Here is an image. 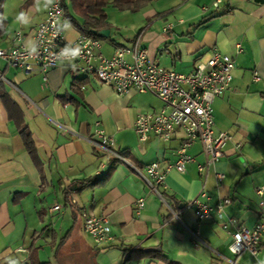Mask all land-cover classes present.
<instances>
[{
  "label": "crops",
  "instance_id": "crops-1",
  "mask_svg": "<svg viewBox=\"0 0 264 264\" xmlns=\"http://www.w3.org/2000/svg\"><path fill=\"white\" fill-rule=\"evenodd\" d=\"M29 1L0 0V49L9 48L16 33L30 45L44 22L49 0ZM214 1L171 0L155 18L143 12L125 27L115 19L127 20L128 13L106 12L109 36L100 40L105 56L138 42L151 62L176 74L189 75L214 51L235 65L229 89L213 105L215 135L227 133L233 141L213 165L206 164L200 143L193 144L195 161L185 173L170 171L165 201L135 172L177 162L181 132L168 143L151 137L141 144L134 131L139 116L161 111L157 97L135 91L119 97L96 77L73 75L63 66L49 72L45 85L41 75L26 77L0 62L15 87L0 83V264H264V233L255 258L229 250L235 227L253 229L261 216L255 190L264 186V0H223L218 10ZM70 26L68 50L79 35ZM98 123L127 163L107 162L90 143ZM84 184L89 186L82 190ZM226 199L225 215L234 221L227 231L214 221L198 226L188 208L197 200L214 207ZM139 200L144 206L138 215ZM54 204L62 206L58 216L49 211ZM83 215L107 218L112 241L97 247L84 231ZM197 230L204 245H195L190 231Z\"/></svg>",
  "mask_w": 264,
  "mask_h": 264
},
{
  "label": "built area",
  "instance_id": "built-area-1",
  "mask_svg": "<svg viewBox=\"0 0 264 264\" xmlns=\"http://www.w3.org/2000/svg\"><path fill=\"white\" fill-rule=\"evenodd\" d=\"M222 3L223 0H215L212 8L218 10ZM204 11L208 12V9ZM67 21L62 0H49L46 18L36 30L30 45L26 43L22 33H16L11 46L0 49V62L5 69L14 68L26 77L41 75L45 85L48 83L49 72L63 66L73 75L96 77L101 84L112 87L119 97L127 96L131 91L157 97L162 103L161 111L139 116L134 123V131L141 144L151 137L161 143H168L176 132H181L183 140L177 152V162L171 168L156 163L146 167L143 173L138 170L135 172L148 186L150 193L161 201H165L162 190H167L165 182L170 171L185 173L187 167L194 163V158L189 155L193 144L200 143L207 165L216 164L223 158V150L233 141V137L227 133L215 135L213 105L227 92L233 81L235 65L231 57L214 51L206 63L196 61L194 70L189 75L176 74L151 62L146 52L139 48L138 42L132 48H120L114 55L105 56L101 53L100 40L78 35L68 50L65 45ZM77 48L80 53L74 56L73 52ZM237 51L239 54L242 52L240 45L237 46ZM254 80H260L257 74L254 75ZM0 83L15 88L1 72ZM95 128L94 139L90 143L105 156L107 162L117 160L127 163L117 151L114 140L105 134L101 125L98 123ZM106 168L107 164L102 170ZM200 170L203 168L200 167ZM223 180L222 174L217 175L218 184ZM255 193L261 200V216L253 229L235 227L229 248L235 256L248 254L255 258L261 249L264 233V186L256 188ZM201 198L206 199L207 196L203 193ZM143 204L144 200L137 202L138 215ZM230 204L231 200L226 199L210 207L197 200L189 203L188 208L194 210L198 226L214 221L222 230L227 231L234 225V221L225 215V208ZM49 211L58 216L62 206L54 204ZM83 219L84 231L97 247L112 241L107 218L83 215ZM190 233L195 245H204L198 230Z\"/></svg>",
  "mask_w": 264,
  "mask_h": 264
},
{
  "label": "trees",
  "instance_id": "trees-1",
  "mask_svg": "<svg viewBox=\"0 0 264 264\" xmlns=\"http://www.w3.org/2000/svg\"><path fill=\"white\" fill-rule=\"evenodd\" d=\"M34 1V0H30ZM29 1V2H30ZM159 0H62V8L70 25H73L79 35L101 40V37L93 35L108 31L107 9L113 8L120 13L137 14L148 5ZM5 33V22L0 20V39ZM29 151H33V141L29 135L24 136ZM89 184H84L83 189Z\"/></svg>",
  "mask_w": 264,
  "mask_h": 264
},
{
  "label": "rangeland",
  "instance_id": "rangeland-1",
  "mask_svg": "<svg viewBox=\"0 0 264 264\" xmlns=\"http://www.w3.org/2000/svg\"><path fill=\"white\" fill-rule=\"evenodd\" d=\"M171 0H160L158 2L152 3L150 5L147 6V10H145V8L143 10H141L139 13L137 14H125V17H127L128 19H115V22H117V24H119L120 26H129V19H133L131 17H135L134 19H138L139 17H141V15L143 14V12H148L151 14V16H156L157 14H159L160 12H164L168 9V5L170 3ZM107 13L110 15V17L112 15H120L119 12H117L116 10H114L113 8H108L107 9ZM155 18V17H154ZM74 29L72 26L67 25V38L68 41H71L74 37Z\"/></svg>",
  "mask_w": 264,
  "mask_h": 264
},
{
  "label": "water",
  "instance_id": "water-1",
  "mask_svg": "<svg viewBox=\"0 0 264 264\" xmlns=\"http://www.w3.org/2000/svg\"><path fill=\"white\" fill-rule=\"evenodd\" d=\"M92 34L97 35V36L101 37L102 39H107L109 36V31H102L100 33L93 32Z\"/></svg>",
  "mask_w": 264,
  "mask_h": 264
},
{
  "label": "clouds",
  "instance_id": "clouds-1",
  "mask_svg": "<svg viewBox=\"0 0 264 264\" xmlns=\"http://www.w3.org/2000/svg\"><path fill=\"white\" fill-rule=\"evenodd\" d=\"M67 23H68V25L70 26V24H69V22L67 21ZM79 53H80V49L79 48H77L74 52H73V55L74 56H78L79 55ZM73 69H75V65H73Z\"/></svg>",
  "mask_w": 264,
  "mask_h": 264
}]
</instances>
